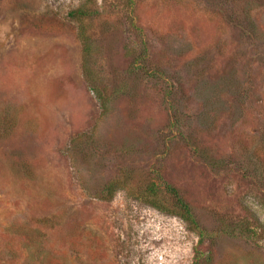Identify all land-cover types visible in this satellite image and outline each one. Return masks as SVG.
<instances>
[{
	"label": "rangeland",
	"instance_id": "1",
	"mask_svg": "<svg viewBox=\"0 0 264 264\" xmlns=\"http://www.w3.org/2000/svg\"><path fill=\"white\" fill-rule=\"evenodd\" d=\"M39 253L264 264V0H0V264Z\"/></svg>",
	"mask_w": 264,
	"mask_h": 264
},
{
	"label": "trees",
	"instance_id": "2",
	"mask_svg": "<svg viewBox=\"0 0 264 264\" xmlns=\"http://www.w3.org/2000/svg\"><path fill=\"white\" fill-rule=\"evenodd\" d=\"M69 15H73V16H78V17H84L86 16V12H84L82 9H79ZM143 44V42H142ZM84 52L86 53L87 51L84 50ZM154 77V76H152ZM85 79L88 81V84H89V87L91 88V90L93 92L96 93L98 99H99V102H100V106L102 107V113L101 114H105V106H107V103H108V99L107 98H102V96H100V94L98 95V90H97V84L95 82V79L93 78H89L88 76L85 77ZM167 94H171V92H167ZM172 98V97H171ZM159 189L154 185V184H150L148 187H147V192L149 194V196L151 198H157L158 194H159ZM163 191L166 192V194H168L169 196H171L175 201H176V205L177 207L183 211V213L185 215H189V211H188V207L183 203V201L179 198L176 190L171 187L170 185H165L164 188H163ZM115 192V190H110V186H109V189L107 190V193L110 194V196L107 195L108 198H104V200H107L109 201L111 199V197L113 196V193ZM154 208H157L156 206H152ZM44 251V250H43ZM41 251V252H43ZM44 257H46L45 255L43 256L42 254H37L36 256V259H39V264L42 263V261H44L43 263L44 264H53V260L52 258L49 259L50 261H47ZM201 257V254L199 253H196L195 254V260H194V263L193 264H198V259Z\"/></svg>",
	"mask_w": 264,
	"mask_h": 264
}]
</instances>
